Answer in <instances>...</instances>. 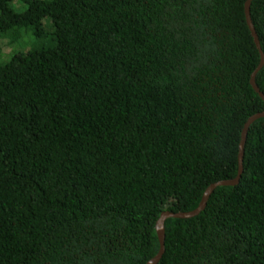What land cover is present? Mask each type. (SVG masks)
<instances>
[{
    "label": "trees",
    "instance_id": "obj_1",
    "mask_svg": "<svg viewBox=\"0 0 264 264\" xmlns=\"http://www.w3.org/2000/svg\"><path fill=\"white\" fill-rule=\"evenodd\" d=\"M244 1L0 0V264H144L162 211L235 176L264 110ZM163 228L157 264H264V117Z\"/></svg>",
    "mask_w": 264,
    "mask_h": 264
},
{
    "label": "water",
    "instance_id": "obj_2",
    "mask_svg": "<svg viewBox=\"0 0 264 264\" xmlns=\"http://www.w3.org/2000/svg\"><path fill=\"white\" fill-rule=\"evenodd\" d=\"M252 0H245L243 3V17L245 25L249 31V34L252 38V41L254 43V46L259 54V62L255 69L252 71L249 77V85L253 89V91L263 100L264 102V95L263 93L258 89L254 82V76L256 72L260 69V67L264 63V56L260 50L258 38L256 36L255 30L253 28V25L251 23L250 15H249V6L250 2ZM264 117V110L261 112L254 113L250 115L245 122L242 125L240 135H239V142L237 145V156H236V162H237V170L234 177L230 179L225 180H219L216 182H213L209 184L202 192L201 197L199 199V202L197 203L196 207L192 210L185 211V212H171V211H162L154 223V232L155 236L157 238L158 242V248L156 253L149 258L144 264H157L159 261L162 253H163V241H164V228L163 223L166 219L169 218H180V219H186L193 216H196L199 212H201L204 209L205 203L209 197V195L212 193V191L219 186H234L238 183L241 172H242V157H243V147L245 142L246 133L248 130V127L251 125L252 122H254L258 118Z\"/></svg>",
    "mask_w": 264,
    "mask_h": 264
},
{
    "label": "rangeland",
    "instance_id": "obj_3",
    "mask_svg": "<svg viewBox=\"0 0 264 264\" xmlns=\"http://www.w3.org/2000/svg\"><path fill=\"white\" fill-rule=\"evenodd\" d=\"M25 40H26V38H24V37H23V38H22V41H24V42H25ZM16 50H19V46H17V47H16V49H15V47H13V48H12V50H11V52H12V51H16ZM21 50H23V51H24V50H25V48L21 47Z\"/></svg>",
    "mask_w": 264,
    "mask_h": 264
}]
</instances>
